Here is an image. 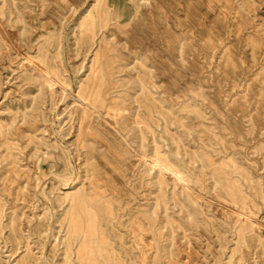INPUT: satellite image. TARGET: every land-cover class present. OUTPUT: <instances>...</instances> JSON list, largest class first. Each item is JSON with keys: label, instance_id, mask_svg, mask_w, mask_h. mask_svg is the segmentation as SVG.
<instances>
[{"label": "rangeland", "instance_id": "1", "mask_svg": "<svg viewBox=\"0 0 264 264\" xmlns=\"http://www.w3.org/2000/svg\"><path fill=\"white\" fill-rule=\"evenodd\" d=\"M262 98L264 0H0V264H264ZM74 197L112 260L63 254Z\"/></svg>", "mask_w": 264, "mask_h": 264}, {"label": "bare ground", "instance_id": "2", "mask_svg": "<svg viewBox=\"0 0 264 264\" xmlns=\"http://www.w3.org/2000/svg\"><path fill=\"white\" fill-rule=\"evenodd\" d=\"M104 8H105L104 10H106L109 7L106 4ZM100 9L99 10L96 9L94 13H93V11H91L89 9L86 10V15H85V17L82 18V21L79 25V27L82 29L81 30V36H86L87 39L92 38L95 34L94 31H95V27H96L97 23H99L100 30L106 29V25H104L102 21H99V19L101 18V13H102L101 11H102L103 7H101ZM104 12L106 14L109 13V11H104ZM110 15H111V13H110ZM120 15H121V13H120ZM165 20H166V17H165ZM178 26L182 27L183 24L178 23ZM103 33H105V32H103ZM103 33H102V38H104ZM158 40L160 41V43L161 42L163 43V45H164L163 52H165L167 54L173 52L175 44L179 41H182V40L187 41L186 49H190L191 51H194L192 49V46H193L192 43L188 42L189 35L186 34L184 32V30H180L174 37H172V35H170L168 33V34L164 35V38H159ZM197 47L199 48V50L201 52L208 51V50H214L215 48H217L220 52H223L222 54H223V57L225 59L222 46L217 45V42H214L211 39H208L207 41H203L201 43L199 42V46H197ZM113 50H115V49H113ZM106 56H111L110 51L106 47L98 48L97 59L99 60V63L101 65L104 64V59L106 58ZM226 59H227V61L229 60L228 57H226ZM228 64H229V67L231 69L234 68V66L231 62H228ZM36 69L39 71V73L44 74V70H41L40 67L36 66ZM80 94L78 93L75 96V102L76 103L74 104V108H76V111H77L76 113L83 114L86 112V110H89V109H90L89 110L90 112L94 113L93 108H91L92 106H94V103H92V101H90L88 99H87L88 101H86L85 96H83V94L81 92H80ZM259 103L262 106V108H264V99L263 98H262V100L259 101ZM79 118H80V115L78 114L77 119L79 120ZM101 119L103 120L101 122L109 124V125H112L114 122V119H110L109 115H106L105 117H101ZM66 182H69V178L66 179ZM69 194L70 193H66V197ZM234 194L235 193H233V195ZM69 196H71V195H69ZM99 200L103 201V199H89V201L93 202V204H94V202L95 203L99 202ZM85 204H87V203L86 202L84 203L83 200L78 199L77 197H74V199H70V201L68 203V209L65 210L66 212L64 213L65 220H66L65 232L67 234V237H66V239H64L60 243V244H62V248H61L62 252L64 255L70 254L74 245L76 244L75 242L77 241V239L81 238V244L83 246L86 243V241L88 242V244H90V249L87 250L88 253L92 254V250H91L92 244L91 243H95L96 248L93 250L95 251L96 256L101 257L102 259L112 260L111 257L106 252L107 251V247H105L106 238L103 236V234L101 232V226L99 225V223L101 224V222L104 220L106 222H109L108 221L109 219L115 218L114 212L112 210V206L104 204L105 206L103 207V210H101V212H99L98 214H92V213L86 211V213L83 215L82 208L84 207ZM84 228H86V229H84ZM137 229H139V228L137 227ZM83 232H88L87 237L86 236H80V233H83ZM79 252H80V250H78V257L80 259H82L83 256ZM84 257H85V255H84ZM25 262H26V260L23 261V264H26Z\"/></svg>", "mask_w": 264, "mask_h": 264}]
</instances>
